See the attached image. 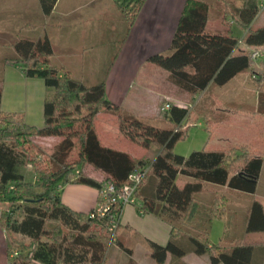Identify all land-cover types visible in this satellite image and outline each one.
<instances>
[{"label": "trees", "instance_id": "trees-1", "mask_svg": "<svg viewBox=\"0 0 264 264\" xmlns=\"http://www.w3.org/2000/svg\"><path fill=\"white\" fill-rule=\"evenodd\" d=\"M56 0H39L49 14ZM118 2L121 18L130 30L144 0ZM222 6L221 19L229 15L244 30L243 44L230 26L221 31L207 28L209 11ZM257 0H185L166 51L149 55L146 61L168 71V79L192 96L209 83L223 85L232 79L256 94L251 114L264 117V70L253 64L251 48L264 51V25L252 28L250 21L258 12ZM229 25V22H226ZM30 25L31 23H26ZM26 76L39 77L47 88L43 99L42 126L28 124L21 112L0 107V226L7 237L10 264H104L110 244L115 241L125 250L131 248L114 238L107 217L89 216L64 203L56 189L59 183L74 182L99 188L105 181L120 187L135 169L149 168L137 184L134 195L142 212L153 213L169 223L175 233L164 245L148 240L149 254L162 263L168 253L185 254L177 243L187 222L195 217L197 192L217 185L216 192L200 220L196 233L189 236L191 250L206 253L212 264H252L253 246L232 238L228 247L208 241L213 217L224 219L235 191L253 194L264 162V143L236 142L222 147L193 149L188 155L173 148L184 138L197 114L193 108L170 103L156 114H137L107 99L105 78L86 84L68 68L50 63L52 47L47 37L36 40L17 38L12 43ZM2 87L0 85V98ZM238 109V108H237ZM243 110H246L242 108ZM101 110L116 114L119 131L129 140L157 149L147 162L129 152L105 145L97 132L95 116ZM207 117V112L203 115ZM58 136L60 139L44 152L32 138ZM31 166L35 181L25 180L21 167ZM98 169L102 176L86 172ZM237 196V197H238ZM247 231L264 230L262 203L252 196ZM118 206V205H117Z\"/></svg>", "mask_w": 264, "mask_h": 264}, {"label": "crops", "instance_id": "crops-1", "mask_svg": "<svg viewBox=\"0 0 264 264\" xmlns=\"http://www.w3.org/2000/svg\"><path fill=\"white\" fill-rule=\"evenodd\" d=\"M94 1L56 0L51 12L45 14L39 0H0V45L7 44L12 48L7 54L10 47H0V53L4 52L0 54V107L3 111L21 112L26 123L43 125V99L47 88L41 78L23 73L22 65L14 61L17 54L12 45L17 38L36 40L42 37H47L50 41L52 65L68 68L83 82L105 78L107 99L137 114L159 113L162 111L159 100L163 97L179 106H190L189 109L196 107L197 118L207 111L206 100H211L213 105H217L219 99L224 104L235 103L238 109L244 104L246 98L240 97V93L246 88L236 79L223 85L209 83L191 98L185 90L168 79L166 69L146 61L149 55L168 49L185 0H144L127 33L125 20L121 18L124 23L120 29L122 37L120 36L115 52L109 48H93L97 43H103L106 34L110 37L113 35L111 27L106 33L104 23L97 24L96 16L101 17L105 7L102 4L95 5ZM26 23H31V26L25 25ZM222 29L223 27H219L217 31ZM230 29L233 34L232 27ZM76 47L82 50L80 56L76 55L79 53L78 50L76 52ZM148 64L149 67L145 68ZM214 96L216 101L212 100ZM255 102L256 95L254 98L252 96L251 104L255 105ZM227 106L225 104L222 110H227ZM212 107L214 111L211 117L217 120L213 121L217 124L219 118H215V110L220 107ZM235 121L237 140L246 142L240 139L245 134L239 126L241 119ZM95 126L105 145L125 150L147 162L157 153L154 147L146 148L126 138L119 131L116 114L111 110L99 111L95 116ZM56 138L58 141L59 137ZM251 140L247 142H252ZM254 141H258L260 145L264 143V126L259 129ZM22 171L25 180L35 181V174L31 175V172L24 169ZM96 176L100 177L102 173L97 170ZM56 191L64 203L76 210L89 211L99 199L98 188L87 184L59 183ZM236 192L238 191L232 193L234 197L222 219V235L217 243L228 247L230 239L240 238L242 243L253 246L252 264H264V230H246L250 197L258 199L264 210V162L255 192L251 195L239 192V196ZM201 214L203 212L198 210V215L187 222L184 231L173 236L178 244L187 248L185 254L174 256L168 253L165 260L158 263L150 256L147 241L164 245L175 230L156 214L142 212L136 203L124 204L119 214L117 236L131 251L113 241L107 250L104 264H212L206 253L191 250L188 235L196 233L202 219ZM7 243L5 231L0 226V264H10L11 252L7 251Z\"/></svg>", "mask_w": 264, "mask_h": 264}, {"label": "rangeland", "instance_id": "rangeland-1", "mask_svg": "<svg viewBox=\"0 0 264 264\" xmlns=\"http://www.w3.org/2000/svg\"><path fill=\"white\" fill-rule=\"evenodd\" d=\"M121 0H95V5L99 6V4L104 5V12H102V16H96L97 18V24L104 23L105 32L107 33L109 30V27H111V32H113V35L110 37L106 34V36L103 38V43L96 44L93 48L99 49L100 47H103L105 49L109 48L112 52H115L120 36H121V26L124 24L123 20L121 19L120 10L118 8V2ZM257 8L258 12L255 15V17L250 21V26L252 28H256V26H262L264 25V0H257ZM222 9V6H219V10L217 6L215 8L211 9L209 11L208 15V22H207V28L209 30H215L219 27H232L233 35L237 36L239 39H242V36L244 34V30L240 27H238L235 24V21L232 19L231 16L225 15L223 19L218 15L220 13V10ZM226 17V18H225ZM126 23V21H124ZM229 22V25L228 23ZM222 29V30H223ZM221 31V30H220ZM122 37V36H121ZM109 42V43H108ZM0 47H6L9 48L10 46L6 45H0ZM11 47L7 50L9 51L7 54L11 52ZM78 48L76 47V52ZM6 52V51H5ZM79 53H76V55L80 56L82 53V50L79 48ZM0 54H4L2 51ZM80 54V55H79ZM1 63V61H0ZM253 64H262L263 70H264V51L263 55L259 56L258 59L253 60ZM149 67L148 65H145V68ZM242 75L240 78H236L235 81L242 80ZM2 78V75L0 73V79ZM97 82L96 79L92 80H86V84H93ZM220 94V91H219ZM253 94V95H252ZM240 97L246 98L244 101V104L241 105L240 109H237L235 103H225L228 105L227 110H222L223 106H225L224 103H222L219 99V103L216 102L217 105H213L212 101H205L206 102V112L207 117L199 116L193 123L190 124V126L187 129L186 135L184 138L178 140L173 150L178 154L188 155L190 151L193 149H200L204 145L206 147H222L225 145H228L230 143H236L239 142L237 140L238 136L235 134L236 130L234 129L237 124L235 120L241 119V124L239 126L242 127L245 134L244 136L240 137V139H243V141H248L252 139V142H255L256 144L258 141H254V139L257 137V134L259 132V129H261L264 126V119H262V116L259 117V115L256 116L251 114V110L254 107V104H251L252 96L254 98V95H256L253 91L250 89H246L243 92L240 93ZM188 97V96H187ZM219 97H221L219 95ZM247 97L249 99H247ZM216 96L213 97L212 100H215ZM169 101L171 103V100L167 98H161L159 100L160 109L163 110V104ZM216 101V100H215ZM212 106H218L220 107L219 110H215L216 117L219 118V122L217 124H214L213 121H217L216 119H213L212 112L214 111ZM190 108V106H188ZM242 108L246 109L243 110ZM192 109V108H191ZM194 112L196 113V107H193ZM212 110V111H211ZM212 116V117H211ZM200 121V124L198 123ZM56 137L58 136H36L32 138V141L38 145L44 152L50 153L51 147L57 142ZM254 138V139H253ZM60 139V137H59ZM241 142V141H240ZM21 169L27 170L26 172L30 173L31 175H34V172L29 165H24L21 167ZM98 169H93V167H88L86 169V172L88 174H91L93 176H96V171ZM224 188L222 186H214L209 187L207 190L197 192V196L200 200L197 204L196 208L194 209L195 215H198V210L202 211L203 214H201V218H204L206 216V211L211 208L210 202L212 200L213 195L216 192H224ZM6 205V201L0 202V209ZM222 226L223 221L220 218L213 217L212 220L209 223V233H208V241L215 244L220 240V237L222 235ZM11 254H14L11 252Z\"/></svg>", "mask_w": 264, "mask_h": 264}, {"label": "built area", "instance_id": "built-area-1", "mask_svg": "<svg viewBox=\"0 0 264 264\" xmlns=\"http://www.w3.org/2000/svg\"><path fill=\"white\" fill-rule=\"evenodd\" d=\"M238 44H243L242 40L239 39ZM263 55V50L251 48L249 51V57L252 60L258 59L259 56ZM170 107V102L166 101L163 104V109H168ZM149 168V164H143L135 169L129 177L128 181L116 187L112 182L105 181L98 188V202L89 211V216L107 217L108 223L107 228L113 233L119 224V214L122 207L126 203H137L134 195L135 188L137 184L144 177L145 173ZM118 205V206H117Z\"/></svg>", "mask_w": 264, "mask_h": 264}]
</instances>
